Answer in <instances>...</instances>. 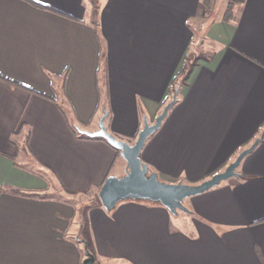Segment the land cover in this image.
<instances>
[{"label":"crops","instance_id":"0c3cea01","mask_svg":"<svg viewBox=\"0 0 264 264\" xmlns=\"http://www.w3.org/2000/svg\"><path fill=\"white\" fill-rule=\"evenodd\" d=\"M221 2L0 0V264H264V0ZM174 93L149 172L197 184L260 138L237 176L176 214L80 206L126 169L80 131L132 143Z\"/></svg>","mask_w":264,"mask_h":264},{"label":"water","instance_id":"95a60500","mask_svg":"<svg viewBox=\"0 0 264 264\" xmlns=\"http://www.w3.org/2000/svg\"><path fill=\"white\" fill-rule=\"evenodd\" d=\"M175 101L176 96L174 93L172 99L165 104L153 123L143 119V125L132 143L118 139L106 130L104 125L105 115H102L98 120L97 130L92 132L80 131L81 134L87 137H98L105 140L115 151H119L120 157L126 163L125 174L121 177L107 176L97 192L98 200L105 210L108 211L118 202L130 198L159 202L171 214H176L178 210L186 211L182 204L184 199L216 187L228 178L236 177V167L243 157L250 153L260 141V138L254 139L250 146L241 150L222 171L197 184L163 182L158 179L155 172H149L147 165L141 161L139 154L146 139L159 129L161 121ZM82 245L84 255L82 264H94V257L89 252L86 242L82 241Z\"/></svg>","mask_w":264,"mask_h":264},{"label":"rangeland","instance_id":"374dc122","mask_svg":"<svg viewBox=\"0 0 264 264\" xmlns=\"http://www.w3.org/2000/svg\"><path fill=\"white\" fill-rule=\"evenodd\" d=\"M215 1L216 0H211L210 5L209 6H206V8H213L215 6ZM228 2H229V0H228ZM228 2H227V4H225V7H224L223 3L221 2L219 8L224 7V9H225L224 11H226L227 10V7H228ZM117 160H118L117 162H121V158L120 157ZM71 201L72 200L69 197V202H71ZM77 201L80 204V206H83L85 204L96 203V202H98V199H97V195H94V197L93 196L92 197L91 196L84 197L83 200L80 199V200H77Z\"/></svg>","mask_w":264,"mask_h":264},{"label":"trees","instance_id":"16d2710c","mask_svg":"<svg viewBox=\"0 0 264 264\" xmlns=\"http://www.w3.org/2000/svg\"><path fill=\"white\" fill-rule=\"evenodd\" d=\"M238 0H229V2H228V7H227V13H229L230 12V10H231V8H232V5L234 4V3H236ZM203 2H204V4H205V6H209L210 5V3H211V0H203ZM95 24H96V22H95ZM84 138H87V139H98V140H102V141H104L105 142V140H103L102 138H98V137H94V138H90V137H87V136H84ZM117 152V154L119 155V151H116ZM16 192H18V193H21V194H23V192H19L18 190H15ZM29 196H32V194H28ZM33 195H35V194H33ZM37 197H40V196H38V195H36ZM97 199H98V196H97ZM98 203H100L99 202V200H98Z\"/></svg>","mask_w":264,"mask_h":264}]
</instances>
